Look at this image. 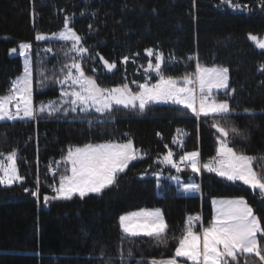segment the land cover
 Here are the masks:
<instances>
[{"label": "trees", "instance_id": "obj_1", "mask_svg": "<svg viewBox=\"0 0 264 264\" xmlns=\"http://www.w3.org/2000/svg\"><path fill=\"white\" fill-rule=\"evenodd\" d=\"M234 2L248 8L233 11L221 0H0V95L7 94L11 82L23 74L22 59L12 56L11 49L31 43L34 104L61 102L57 81L64 76L62 66L72 63L70 45L35 37L58 33L68 18L69 27L88 49L82 68L102 88L127 84L136 92L140 84L157 82L155 76H147L151 61L147 49L164 54L163 72L175 78L194 72L197 62L227 67L229 88L219 93L218 100L227 99L235 112L221 123L245 133L246 139L230 136L229 145L257 156L253 167L264 174V51L249 39L250 34L264 36V9L258 0ZM48 48L52 51H44ZM104 61L116 67L109 70ZM215 119L197 117L177 105L150 104L143 112L114 107L104 115L43 113L35 119L1 121L0 156L18 153L24 181L0 185V264H122L121 252L123 264H150L174 254L189 215H200L207 226L213 217L212 200L218 198L243 197L264 227V196L259 190L202 169L201 195L189 196L168 180L159 185L152 175L177 173L160 162L169 149L178 158L198 151L202 163L216 157L221 134L212 126ZM128 139L146 155L120 173L114 185L101 194L44 203V195L55 196L49 190L55 184L46 166L49 160L64 159L72 146ZM182 175L188 179L189 168ZM37 180L39 198L32 195ZM144 209L163 211L167 245L122 232L119 217ZM238 260L264 264L254 253Z\"/></svg>", "mask_w": 264, "mask_h": 264}, {"label": "snow or ice", "instance_id": "obj_2", "mask_svg": "<svg viewBox=\"0 0 264 264\" xmlns=\"http://www.w3.org/2000/svg\"><path fill=\"white\" fill-rule=\"evenodd\" d=\"M223 5L234 9H247V5H240L234 0H221ZM264 9V0H258ZM69 19L65 20V30L53 33L52 38L59 37L63 41H70L69 52H76L80 59L72 58V63L62 66L64 72L62 79L57 82L67 85L62 90V97L70 99L58 104L49 101L41 102L39 106L33 101V72L32 62L29 58L31 43L19 45L20 55L24 56L23 74L11 82L8 93L0 95V121L16 119H35L38 114L47 113L53 115L64 108V104L71 105V111L77 108L81 112H88L94 108L98 113L110 112L115 105L124 108L138 109L143 112L152 103H172L191 109L197 116H213L216 118L213 127L221 134L216 157L201 163L198 151L185 152L179 157L177 163L171 149L163 155L161 163L170 164L177 172L183 170L181 165L189 167L193 173L201 170L216 173L228 181H241L250 186L253 191L259 190L264 196V174L254 169L253 164L257 156L248 155L243 151L237 152L229 146L230 136H239L246 139L245 133L235 126H225L222 120H227L235 112L227 99L217 100V90H228L229 69L223 66L207 67L196 63L195 71L185 74L181 79L171 75H165L162 66L165 63L164 54L156 56V63L148 62L146 71L154 72L158 81L149 85L140 84L139 90L133 92L127 84L115 88H102L96 80L86 75L80 60L88 49L82 44V37L68 26ZM91 27V25H89ZM36 40H46L49 37L38 34ZM249 39L255 42L256 47L264 50V38L249 35ZM13 53L16 48L11 49ZM51 52L52 49H45ZM149 56L153 55V49H147ZM67 54V53H66ZM101 59H103L101 57ZM129 57H124L127 62ZM171 59V57H170ZM189 59H192L191 57ZM108 69L116 67L115 63L104 61ZM264 69V65L261 66ZM182 80V86H181ZM43 84V81H41ZM71 89L69 91L68 89ZM235 89H231L234 92ZM65 113L68 109H64ZM247 112L248 110L245 109ZM179 131V130H178ZM176 143V141H173ZM182 146V145H181ZM167 147V145L165 146ZM145 153L135 148L133 141L128 139L126 143L107 142L102 144H86L83 147H70L64 161L70 164V169L59 176L58 186L53 188L55 196L44 195L45 204L50 199H72L74 196L84 198L89 194H101L106 188L114 185L120 173H123L129 164L142 158ZM18 153L12 151L7 154L6 161L0 158V185L11 186L16 182H23L24 177L19 174L16 164ZM70 172V174H67ZM179 181V177H173ZM185 192H198L200 185L195 182L185 183ZM25 191H30L25 189ZM32 195L39 198V181ZM214 216L207 226L202 223L200 215H189L179 238H177L174 254L169 258L159 260L152 259L150 264H239L238 258L243 254H255L264 262V246L261 239L264 238V227L259 218L243 197L212 200ZM200 224V231L196 225ZM119 226L122 232L129 237L146 236L156 240L157 245H167L168 224L160 209L141 210L131 212L119 217ZM259 234V235H258ZM132 256V252H128ZM122 264L124 254L120 253ZM139 264V262H137Z\"/></svg>", "mask_w": 264, "mask_h": 264}, {"label": "rangeland", "instance_id": "obj_3", "mask_svg": "<svg viewBox=\"0 0 264 264\" xmlns=\"http://www.w3.org/2000/svg\"><path fill=\"white\" fill-rule=\"evenodd\" d=\"M231 9L233 10V11H242V8L241 9H234V8H232L231 7ZM68 26H69V24H68ZM65 30V28L63 29V30H61V31H64ZM61 31H59V32H61ZM58 32V33H59ZM46 36V35H45ZM47 37H49V39H46V40H40L41 42H45V41H58V42H63V43H65V44H68V45H70V48H71V42L70 41H68V42H66V41H63L62 39H60L59 37H55V38H52V35H47ZM260 38H264V36L263 37H260ZM253 44H254V46H255V48L256 49H258V50H260V51H264V50H262V49H259L258 47H256V45H255V42L254 41H252V40H250ZM32 49V48H31ZM44 51H45V49H44ZM11 55L12 56H20L21 57V59H22V64H23V68H24V56H22V55H20V49H17V52H15V53H13L12 51H11ZM69 55L71 56V58H73V57H76L77 59H80V57H79V55L76 53V52H69ZM87 55H88V53H86V54H84V56H83V59H85L86 57H87ZM158 55V53H154L153 52V55L152 56H150V58H151V62L153 63V64H155L157 61H156V56ZM29 58H30V60H31V62H32V58H31V50L29 51ZM83 59H81L80 60V62H81V66H82V61H83ZM153 60H155V61H153ZM207 67H212V66H207ZM32 72H33V65H32ZM33 76H34V73H33ZM147 76H148V79H150V78H152V77H156V78H158V76L154 73V72H151V71H147ZM33 79H34V77H33ZM178 79H181V78H178ZM147 83L149 84V85H151V84H154V83H152V82H149V81H147ZM156 83V82H155ZM230 83V75H229V80H228V84ZM60 86H61V91H60V95H61V93H62V90L64 89V88H67L68 86L67 85H61L60 84ZM181 86H182V80H181ZM112 88H115V87H112ZM129 88H130V86H129ZM109 89H111V88H109ZM131 89V88H130ZM69 91H71V89L69 88L68 89ZM33 91H34V80H33ZM224 91H226V90H223V89H221V90H217L214 94H215V96H216V99L218 100V95H219V93H221V92H224ZM67 99H70V98H68V97H62V95H61V102L60 103H63V101L64 100H67ZM33 101H34V99H33ZM35 103V102H34ZM59 103V104H60ZM45 104H47L46 102H45ZM152 104H157V105H165V104H172V103H163V102H161V103H152ZM35 105V104H34ZM172 105H177V104H172ZM35 106H37V105H35ZM39 106V105H38ZM37 106V107H38ZM64 106H67V103H65L64 104ZM177 106H179V107H182V108H184V109H187V108H185V107H183L182 105H177ZM114 107H123V106H119V105H115ZM113 107V108H114ZM64 109H68V111L65 113V111H64ZM71 109V105L68 107L67 106V108H63L60 112H57V113H55V114H53V115H56V114H61V115H67L68 113H72V114H75L76 116H82V117H85V116H88L89 114L90 115H104V114H106V113H98V112H96L95 111V109L94 108H92V109H90L88 112H81L80 110H79V108H77V110L75 111V112H73V111H71L70 110ZM187 110H189L193 115H196L195 113H193L192 111H191V109H187ZM47 114V113H46ZM40 116V114H38L37 115V117L36 118H38ZM200 116H203V115H200ZM211 116V115H210ZM1 122V121H0ZM107 143V142H106ZM97 144H102V143H97ZM230 146V145H229ZM74 147H83V146H72V148H74ZM218 147H219V143H218ZM218 149V148H217ZM6 157L7 156H0V158H3L5 161H6ZM139 159H141V158H139ZM139 159H137V160H139ZM199 159H200V157H199ZM137 160H134V161H137ZM134 161H132L131 163H133ZM200 161H201V159H200ZM61 162L63 163V170L61 171V174L60 175H62V174H66L65 173V170L66 169H70V164H67L65 161H64V159H62L61 160ZM130 163V164H131ZM201 163H202V161H201ZM16 164H17V159H16ZM129 164V165H130ZM167 168H173L170 164H165V163H163ZM17 167H18V165H17ZM129 167V166H128ZM19 170V169H18ZM127 170V169H126ZM125 170V171H126ZM189 171L191 172V176L188 178V179H185L184 178V176L182 175V171H180V172H177L176 174H171V175H167V174H164L162 171H159V172H157V173H154V174H152L154 177H156L157 178V180H158V183H159V185H161L162 184V182L164 181V180H168V181H170V183H172L173 185H175L176 187H178V189L181 191V192H183L184 194H186V195H189V196H200V194H201V190H199L198 192H185L184 191V188H183V186H184V184L185 183H190V182H195V183H197V184H199V182H198V177L200 176V173H193L192 171H191V169L189 168ZM67 174H70V172H68ZM216 176H217V174L216 173H214ZM173 177H179V181H177L176 179H173ZM217 177H219V178H221V179H224V180H226V181H228L226 178H223V177H220V176H217ZM229 182H231V181H229ZM236 182H241V181H236ZM16 183H18V182H16ZM16 183H14L13 185H15ZM241 183H243V182H241ZM13 185H11V186H13ZM200 185V184H199ZM1 186H3V187H11V186H5V185H1ZM55 186H58V182H56V184H54L52 187H51V189H50V191H52L53 193H55L54 191H53V188L55 187ZM31 188H29V190H30ZM32 190V189H31ZM30 190V191H31ZM56 195V194H55ZM144 210H147V209H144ZM152 210H154V209H152ZM161 210V209H160ZM151 211V210H150ZM162 211V210H161ZM134 212H139V211H134ZM163 212V211H162ZM131 213V212H130ZM126 214H128V213H125V214H123V215H126ZM122 216V215H121ZM165 218V217H164ZM202 223H203V220H202ZM203 225L204 226H206L204 223H203ZM196 230L197 231H200L201 230V228H200V224H197L196 225ZM141 236H143V235H141ZM164 259H166V258H164ZM183 259L184 258H180V260H181V264H183ZM157 260H159V259H157ZM187 264H191V262L189 261V262H187Z\"/></svg>", "mask_w": 264, "mask_h": 264}, {"label": "built area", "instance_id": "obj_4", "mask_svg": "<svg viewBox=\"0 0 264 264\" xmlns=\"http://www.w3.org/2000/svg\"><path fill=\"white\" fill-rule=\"evenodd\" d=\"M9 88H8V90H9ZM8 90H7V92H8ZM174 160L177 163H179V159L177 157H174ZM46 166H47L48 172L51 175V177H53L54 179H59L58 176H59V174L61 172V168H62V164L60 163V161L53 158V159L49 160V162L47 163ZM181 167L183 168V170L187 169V167H185L183 164L181 165Z\"/></svg>", "mask_w": 264, "mask_h": 264}, {"label": "crops", "instance_id": "obj_5", "mask_svg": "<svg viewBox=\"0 0 264 264\" xmlns=\"http://www.w3.org/2000/svg\"><path fill=\"white\" fill-rule=\"evenodd\" d=\"M197 117H200V116H197ZM200 154V153H199ZM199 157H200V155H199ZM200 159H201V157H200ZM218 176V175H217ZM248 186V185H247ZM248 187H250V186H248ZM200 190H201V187H200ZM201 195V194H200ZM218 199H226V198H218ZM249 205V204H248ZM250 206V205H249ZM138 211H141V210H138ZM213 216H214V206H213Z\"/></svg>", "mask_w": 264, "mask_h": 264}]
</instances>
